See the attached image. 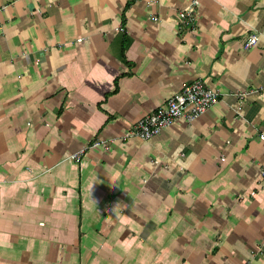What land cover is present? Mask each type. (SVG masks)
<instances>
[{"label": "crops", "instance_id": "0c3cea01", "mask_svg": "<svg viewBox=\"0 0 264 264\" xmlns=\"http://www.w3.org/2000/svg\"><path fill=\"white\" fill-rule=\"evenodd\" d=\"M188 2L0 0V264H264V0ZM193 79L218 102L121 139Z\"/></svg>", "mask_w": 264, "mask_h": 264}, {"label": "built area", "instance_id": "2783aa9c", "mask_svg": "<svg viewBox=\"0 0 264 264\" xmlns=\"http://www.w3.org/2000/svg\"><path fill=\"white\" fill-rule=\"evenodd\" d=\"M198 5L199 0H189L185 8L176 12L179 21V29H184L186 31L194 29L196 23L195 14ZM258 39L259 34L257 32L249 33L242 43L243 50H248L255 46ZM81 40L82 38H78V41ZM246 94L247 93H240L238 96L243 97ZM219 97L220 93L208 87L204 80L193 79L183 84L180 90L170 96L162 105L139 119L121 139L139 138L141 140H149L160 134L178 119H183L187 123H192L216 104ZM260 138L263 139L264 135H260ZM113 141V139L96 138L76 152L70 154L66 159L79 162L87 150L97 146L107 149L112 145ZM261 174L264 175V169L261 170ZM263 249L264 242L257 248V252L261 253Z\"/></svg>", "mask_w": 264, "mask_h": 264}]
</instances>
